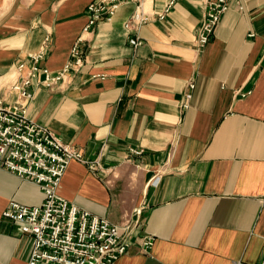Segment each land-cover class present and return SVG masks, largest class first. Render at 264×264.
Returning <instances> with one entry per match:
<instances>
[{
    "label": "crops",
    "instance_id": "obj_1",
    "mask_svg": "<svg viewBox=\"0 0 264 264\" xmlns=\"http://www.w3.org/2000/svg\"><path fill=\"white\" fill-rule=\"evenodd\" d=\"M92 1L0 0V99L9 104L23 102L13 86L30 76L34 55L57 76L81 40L82 66L51 87L39 71L28 87L30 119L86 161L70 163L58 194L130 224L131 246L115 264H260L264 0L229 9L201 51L205 0H178L163 21L155 15L167 0L125 1L85 32ZM139 4L153 17L127 29ZM136 37L144 44L134 50ZM44 200L36 183L0 168V264H28L33 249L3 212Z\"/></svg>",
    "mask_w": 264,
    "mask_h": 264
},
{
    "label": "built area",
    "instance_id": "obj_2",
    "mask_svg": "<svg viewBox=\"0 0 264 264\" xmlns=\"http://www.w3.org/2000/svg\"><path fill=\"white\" fill-rule=\"evenodd\" d=\"M125 1L129 0L92 1L87 7L88 24L84 31L110 20L119 4ZM244 1L205 0L204 21L197 30V49L204 50L229 9L235 6L245 10ZM177 2L178 0H167L163 11L155 17L163 21ZM152 17L146 15L139 4L125 26L133 29L134 26L147 24ZM79 42L71 50V61L57 76H52L48 68L39 69L42 53L33 56L32 73L13 86V91L18 93L23 102L9 104L0 99V168L19 178L31 180L45 194L41 206L28 207L11 201L2 214L3 218L13 222L18 232L32 237L33 249L28 264H115L126 255L131 246L128 237L132 229L129 223L117 226L78 208L58 194V186L70 163H85V158L79 149L61 142L49 128L29 117L28 105L33 99V93L28 87L32 78L42 71L45 76L42 83L51 87L61 81L70 69L82 66L84 53L80 51ZM130 44L135 50L144 41L136 37L130 40ZM194 87V84L190 85L183 109L189 107ZM140 153L141 151L135 152L136 155ZM160 181L161 176L157 175L150 184L158 186ZM140 212L141 210L137 211V214ZM144 243L146 248L152 245L151 240ZM262 255L260 264H264V251Z\"/></svg>",
    "mask_w": 264,
    "mask_h": 264
}]
</instances>
